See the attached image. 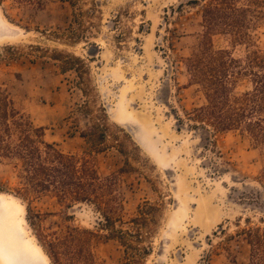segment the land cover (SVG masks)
Instances as JSON below:
<instances>
[{"label":"rangeland","instance_id":"obj_1","mask_svg":"<svg viewBox=\"0 0 264 264\" xmlns=\"http://www.w3.org/2000/svg\"><path fill=\"white\" fill-rule=\"evenodd\" d=\"M202 3L0 0V86L14 107L61 152H87L100 176L116 174L123 229H132L138 204L159 205L144 240L149 254L139 264H244L249 247L239 230L264 229L260 149L238 131L217 132L193 119L205 99L189 84L184 59L198 45ZM252 35L250 48L264 50V20ZM215 45L226 43L215 37ZM247 86L240 80L237 91ZM99 119L111 133L129 135L128 155L111 136L107 149H89L79 132ZM132 146L137 159L130 158ZM17 174L13 161L0 160V216L9 214L0 227L12 231L0 232V264L18 262L19 235L21 247L42 259L45 239L60 236L62 262L87 264L82 239L68 235L76 228L93 232L83 236L94 264H121L123 247L92 206L67 208L36 193L22 199Z\"/></svg>","mask_w":264,"mask_h":264},{"label":"trees","instance_id":"obj_2","mask_svg":"<svg viewBox=\"0 0 264 264\" xmlns=\"http://www.w3.org/2000/svg\"><path fill=\"white\" fill-rule=\"evenodd\" d=\"M202 1L198 45L184 59L189 84L197 85L205 99L203 105L194 109L193 119L217 132L235 130L247 136L250 144L261 151L260 179L264 182V50L250 48L252 31L264 20V0ZM215 37L226 45L216 46ZM240 45H245V50L235 56L233 50ZM240 80H247L249 86L237 91ZM43 135V128L17 110L0 86V160H11L18 166L17 176L22 184L18 187L19 197L29 199L31 193L45 194L67 208L77 204L92 206L102 218L99 224L123 247L121 264H139L149 254L144 240L157 223L159 205L148 200L138 204L136 215L128 220L132 229H123L116 174L100 176L87 152L65 154L45 141ZM79 135L92 151L107 149V137L111 136L123 155L130 152L126 147V140L131 142L129 135L111 133L104 119L87 125ZM131 150L130 158L137 159L135 146ZM125 164L128 165L127 159ZM73 231L68 235L76 241L82 239L79 248L87 264H94L92 251L85 246L87 237L83 236L93 232L77 228ZM239 234L249 247L244 264H264V229L247 225ZM62 239L54 235L44 241L46 256L53 264H64L59 251ZM233 264L238 263L233 260Z\"/></svg>","mask_w":264,"mask_h":264},{"label":"bare ground","instance_id":"obj_3","mask_svg":"<svg viewBox=\"0 0 264 264\" xmlns=\"http://www.w3.org/2000/svg\"><path fill=\"white\" fill-rule=\"evenodd\" d=\"M3 24H5V22H4V20H3V18L1 17L0 18V27L3 25ZM0 38H3V37H0ZM9 216V214L7 213V211H4L2 214H1V216H0V219H6L7 217ZM1 221V220H0ZM24 221V220H23ZM2 224V223H1ZM1 228V230H0V232L2 233V234H4V235H9V233L11 234L12 233V231H8L7 230V228L6 227H4V225L2 226V227H0ZM13 232H16L17 234H18V231H13ZM16 233H14V234H16ZM4 241V240H3ZM6 243V242H5ZM23 244L24 246H25V243H24V241L20 238V235H19V242L17 243L18 245V247H19V251L20 252H18L19 253V259H18V262H15L14 264H18V263H23V261H25V262H27V263H35V264H49L48 263V261H47V256L46 255H44V254H42V252H41V250L39 251L38 250V253L40 252L41 254H42V257H43V259L40 257V256H38V255H32V254H34V251H33V253H30L29 251H27L25 248H23V247H21V244ZM8 245V244H7ZM13 246V245H12ZM21 248V249H20ZM36 252V251H35ZM32 256H34V258L32 257ZM7 259H8V261L10 262L11 260H10V258H9V255L7 256ZM27 260V261H26ZM33 260H35V261H33ZM12 263H13V261H12Z\"/></svg>","mask_w":264,"mask_h":264}]
</instances>
